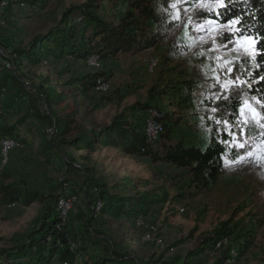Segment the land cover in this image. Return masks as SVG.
I'll use <instances>...</instances> for the list:
<instances>
[{
  "label": "rangeland",
  "instance_id": "obj_1",
  "mask_svg": "<svg viewBox=\"0 0 264 264\" xmlns=\"http://www.w3.org/2000/svg\"><path fill=\"white\" fill-rule=\"evenodd\" d=\"M89 1L45 0L39 6L12 4L0 17V82L15 68L13 63L8 70L2 65L16 48L25 47L35 34L47 33L60 25L69 14L72 20ZM152 2L157 13L170 20V27L160 30L163 36L152 48L119 54L104 61L95 55L86 59L71 54L56 57L53 52L39 63L23 62L19 68L20 79L15 83H21L25 89L33 88L35 92L39 90L45 97L48 91L39 75L51 80L58 75L59 81H51V84L54 92H63L66 97L61 106L51 104V110L75 103L80 125L90 130L109 124L117 116L135 120L133 112H140V106L159 105L162 112L176 111L181 116L178 128L193 142H202L207 137L210 124L226 131L233 130L231 145L239 155L234 159L224 156L217 181L206 190H197L189 185L187 175L167 162L125 155L116 144L97 143L94 150L78 149L62 142L59 135H50L48 127L34 119L35 127L31 132L21 131L26 139L9 150L5 163L0 147V181L36 189L45 199L35 200L29 206L0 207V261L1 250L22 239L39 218L46 202L51 200V195L61 191L74 198L68 217L77 229L82 230L89 220L87 228L92 235L89 239L94 240L92 246L97 250L111 247L121 252L120 258L126 264L178 259L185 264H214L222 252L212 250L216 242L213 240L215 230L223 224L242 228L254 225L255 217L264 219V136L257 113L245 103L235 123H231L225 114L213 111L216 108L208 102H216L218 97L249 85L236 71V66L242 60L248 64L254 54V39H227V29H232L233 33L236 20L223 22L207 13L201 14L216 8L220 0ZM121 12L117 3L104 1L96 14L112 19ZM229 68L233 73H228ZM93 71L109 74L107 90L94 88L83 92L69 84L70 80L80 79ZM183 80L186 82L179 83ZM169 83L191 86L190 101L180 107L169 106L167 99L160 98ZM11 97L21 112H28L24 98L14 96L12 88L0 95L3 101ZM43 109L49 113L47 107ZM237 131L239 135L234 136ZM46 139L49 140L47 145L40 149ZM85 156L89 159H84ZM67 180L73 186L80 183L82 190L77 195H68ZM102 190L129 201L143 197L150 202L147 208L141 206L144 213L133 217L100 212L94 215L92 195ZM147 233L160 239V243L145 239ZM4 263L9 264L8 261ZM224 264H264V223L257 227L254 245L242 256L225 258Z\"/></svg>",
  "mask_w": 264,
  "mask_h": 264
},
{
  "label": "trees",
  "instance_id": "obj_2",
  "mask_svg": "<svg viewBox=\"0 0 264 264\" xmlns=\"http://www.w3.org/2000/svg\"><path fill=\"white\" fill-rule=\"evenodd\" d=\"M104 1L117 3L122 11L121 14L112 19L109 16L103 17L96 14ZM43 2L45 0H9L5 13L12 4L25 3L29 6H39ZM221 3L228 4L230 9L229 14H226L222 20L215 16ZM77 13L83 15V21L74 22V17L72 20L69 19V14L60 25L47 33L35 34L25 47L16 48L9 56L15 68L0 82V95L12 88L14 96L21 95L24 98L28 112H21L12 97L4 101L0 98V138H12L20 143L23 142L26 137L22 136L21 131L31 132L36 123L34 119H37L38 123L45 128L54 129L50 135H59L62 142L78 149L94 150L97 143L105 146L116 144L125 155L147 157L152 162H167L189 177L190 186L197 190L208 189L222 173L223 157L234 159L239 155V151L231 145L233 130L227 131L228 135H223L226 129L208 123L211 125V131L207 137L202 142H193L181 134V129L178 128L181 116H178L176 111L164 110L159 118L161 127L158 138L150 142L144 134L145 116L150 106L159 109V105L153 104L142 105L139 107L140 112H133L135 120L117 116L109 124L97 130H90L80 125L79 112L75 103L66 104L57 111L51 110V104L61 106L66 97L63 92L61 94L54 92V86L51 84V81H59L58 75L53 80L46 75H39L41 84L45 85L48 91L45 97L39 90L35 92L33 88L25 89L21 83H15L20 79L19 68L23 62L39 63L53 52L56 53V57H62L61 54H71L84 59L89 55H95L101 61L123 53H139L155 46L163 36L160 30L170 27V20H166L164 16L157 13L152 0H90ZM205 13L223 22L242 21L241 24H236L231 39L240 37L254 39V54L250 56L248 64L246 60H242L236 66V71L242 75V79L248 80L249 85L225 95L230 97L227 102L221 99L216 102L209 100V105L214 106L221 114H225L229 122L235 123L241 109L245 103H248L257 113L264 136V0H220L216 8L201 12L202 15ZM238 27L242 29L241 32L235 31ZM228 35L229 33L225 34L226 37ZM108 75L104 71L87 72L80 79L70 80L69 84L86 92L94 89L99 79L107 80ZM183 82L186 81L179 83ZM179 83H169L161 92L160 98L167 99L169 106L180 107L190 101L192 87L188 84L181 86L182 84ZM174 95L176 98L172 97ZM44 106L49 113L44 112ZM44 133L45 130L41 135ZM48 141V139L43 140L40 149L46 146ZM83 158L89 159L88 156ZM67 184L69 185L68 195H77L82 190L80 183L73 186L67 180ZM59 196H66V194L61 191L59 194L51 195V200L46 202L42 213L29 232L9 248L1 250L0 264H5L4 261H8L9 264H63L64 262L77 264V261L80 264H126L120 258L123 255L121 252L111 247L97 250L92 246L94 240L89 239L92 235L87 228L88 219L83 224L82 230H78L71 222L72 218L68 217V212L62 220L58 208ZM92 196L94 215L96 199L102 202L99 211L101 214H123L128 217L144 213L145 210L142 207L147 208L150 202L143 197H137L130 202L127 198H119L108 193L107 190L94 191ZM44 199L45 196L38 194L36 189L19 183L0 181V207L16 204L29 206L35 200ZM253 223L255 224L242 228L223 224L215 230L213 240L228 238L229 245L228 249L222 250L214 264H224V259L229 257L231 249L236 252V255L242 256L254 245L257 227L264 223V219L255 217ZM191 254L192 252L189 253L190 256ZM185 263L181 259L163 263L158 260L146 261V264Z\"/></svg>",
  "mask_w": 264,
  "mask_h": 264
},
{
  "label": "built area",
  "instance_id": "obj_3",
  "mask_svg": "<svg viewBox=\"0 0 264 264\" xmlns=\"http://www.w3.org/2000/svg\"><path fill=\"white\" fill-rule=\"evenodd\" d=\"M9 3V0H0V17H2L5 14V9ZM74 22H81L83 21V15L78 14L74 17L73 19ZM96 57V56H94ZM7 69H11L12 66V61L10 59H5L3 61V65ZM95 88L99 91H105L108 89V83L107 80H102L99 79L96 83ZM163 112L159 109H157L154 106H150L147 111H146V117H145V131L144 134L147 138L148 141L154 142L158 138L159 134V129H160V123H159V118ZM48 131L50 133L54 132V129L52 127L48 128ZM20 142L16 141L15 139L12 138H6L2 137L0 138V147H1V153H2V161L3 163L6 162L7 160V154L9 150L13 149L14 147L19 146ZM74 198L73 197H68V196H59L58 198V208L60 210V214L62 217V220L67 215V212L72 207V202ZM102 207V202L100 199H96L95 205H94V213H98ZM141 220V218H139ZM145 239L147 240H153L156 243H160V239L158 238H152L149 233L146 234ZM229 245V240L228 238H224L221 240H218L215 242V244L212 246L213 252H219L222 251L223 249H228ZM236 256V252L231 249L230 250V255L228 259H233ZM63 264H68L67 262H64Z\"/></svg>",
  "mask_w": 264,
  "mask_h": 264
},
{
  "label": "snow or ice",
  "instance_id": "obj_4",
  "mask_svg": "<svg viewBox=\"0 0 264 264\" xmlns=\"http://www.w3.org/2000/svg\"><path fill=\"white\" fill-rule=\"evenodd\" d=\"M185 2H187V3H191L192 0H185ZM229 12H230V9H229L228 4H226V3H221L220 8L216 10L215 16H216L217 18H220V19L222 20V18H223L226 14H229ZM233 23L239 25V24L242 23V21H233ZM244 30H246V29H244ZM227 31H228V33H229L227 39H231L232 29H227ZM235 31H237V32H241L242 29L238 27V28H236ZM223 38H224V33L222 32V33H221V39H223ZM227 71H228V73H230V74L233 73V69H232V68H229ZM218 99H221L222 101L227 102V101L230 99V97L223 96V97H218ZM215 110H216V109H213V111H215ZM213 131H215V129H213ZM228 134H229V133H228L227 131H225V132L223 133V135H228ZM233 135H234V136L239 135V132L237 131L236 133H233ZM217 143H221V141H217ZM224 143H227V141H224ZM239 146H240L241 148H243V147H244V144H240ZM248 155L251 156L252 153L249 152ZM241 159H243V157H241Z\"/></svg>",
  "mask_w": 264,
  "mask_h": 264
}]
</instances>
